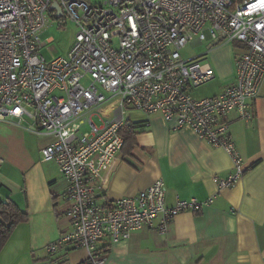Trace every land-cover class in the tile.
I'll list each match as a JSON object with an SVG mask.
<instances>
[{"label":"built area","instance_id":"1","mask_svg":"<svg viewBox=\"0 0 264 264\" xmlns=\"http://www.w3.org/2000/svg\"><path fill=\"white\" fill-rule=\"evenodd\" d=\"M50 17L73 22L77 31L65 55L46 59L39 34ZM206 33L205 52L180 55ZM223 43L236 44L234 82L194 95L216 77L205 54ZM263 80L264 0H0V122L30 120L33 132L51 136L41 160L53 161L66 181L70 229L46 250L68 245L86 252L82 264H109L97 248L104 236L117 242L154 226L163 234L178 213L211 205L217 194L166 204L161 178L108 202L98 201L95 188L120 156L130 109L158 114L173 129L189 127L222 148L232 170L213 180L217 191L233 186L245 167L229 115L251 121Z\"/></svg>","mask_w":264,"mask_h":264},{"label":"crops","instance_id":"2","mask_svg":"<svg viewBox=\"0 0 264 264\" xmlns=\"http://www.w3.org/2000/svg\"><path fill=\"white\" fill-rule=\"evenodd\" d=\"M209 52L215 70L224 77L218 93L234 82L236 44L223 43ZM253 111L250 122L236 113L229 115V131L245 170L238 182L220 191L213 176H226L232 170L222 148L199 139L189 127L173 129V121L158 114L127 115L136 126V144L129 153L120 151L103 186H96L98 201L134 195L156 178L165 183L168 205L177 197L217 195L198 212L178 213L163 234L154 226L117 242L104 236L97 248L109 264H127L122 261L126 255L157 264H264V80ZM11 123L17 124L0 122V180L6 187L0 201H13L27 219L13 229L0 251V264H82L83 249L66 245L50 253L45 248L70 229L66 181L53 161H42L40 156V148L52 137L33 132L30 120L17 124L38 137L35 153L30 152ZM6 160L10 163L4 165Z\"/></svg>","mask_w":264,"mask_h":264},{"label":"rangeland","instance_id":"3","mask_svg":"<svg viewBox=\"0 0 264 264\" xmlns=\"http://www.w3.org/2000/svg\"><path fill=\"white\" fill-rule=\"evenodd\" d=\"M60 22V18L50 17L48 26L45 27L39 34L41 42L44 43L40 49V53L46 59H49L52 56L65 55L74 41V34L77 31V28L74 23L71 21H67L66 23L59 24ZM205 35L206 38L201 44L195 46L187 44L182 47L179 51L180 55L183 58L187 59L205 52L207 43L209 41L208 34L206 33ZM205 57L213 63L214 67H216L209 51L207 52V54H205ZM223 82L224 77L217 73L216 77L212 81L195 89L193 94L198 97H201L216 93V91L221 87ZM136 112L137 111H130L128 115L133 116L134 114H136ZM8 125H12V123ZM12 126L16 127L17 131H19L23 135L24 142L26 143V145H28V150L30 152L35 153V146L37 145V142H39L38 137L34 135L31 131L24 128L25 126L17 124ZM8 163H10L9 160H6L4 165H7ZM1 182H3V179L0 180V192L5 194L6 187ZM122 261L127 264H157L156 262L149 260V258L136 259L135 255H131V257L129 255H126L122 258Z\"/></svg>","mask_w":264,"mask_h":264},{"label":"trees","instance_id":"4","mask_svg":"<svg viewBox=\"0 0 264 264\" xmlns=\"http://www.w3.org/2000/svg\"><path fill=\"white\" fill-rule=\"evenodd\" d=\"M134 123L127 118L120 128L124 138L123 153H129L136 144L137 130ZM27 219V214L20 210L11 200L0 201V251L8 240L15 226Z\"/></svg>","mask_w":264,"mask_h":264},{"label":"water","instance_id":"5","mask_svg":"<svg viewBox=\"0 0 264 264\" xmlns=\"http://www.w3.org/2000/svg\"><path fill=\"white\" fill-rule=\"evenodd\" d=\"M51 8H56V9H57V13L60 14V8H59V6L57 5L56 1L52 2V4H51Z\"/></svg>","mask_w":264,"mask_h":264}]
</instances>
